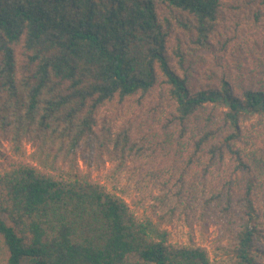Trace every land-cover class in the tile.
I'll list each match as a JSON object with an SVG mask.
<instances>
[{
	"label": "trees",
	"instance_id": "trees-1",
	"mask_svg": "<svg viewBox=\"0 0 264 264\" xmlns=\"http://www.w3.org/2000/svg\"><path fill=\"white\" fill-rule=\"evenodd\" d=\"M261 78L264 0H0V261L264 264ZM154 93L202 127L140 213L118 179Z\"/></svg>",
	"mask_w": 264,
	"mask_h": 264
},
{
	"label": "rangeland",
	"instance_id": "rangeland-1",
	"mask_svg": "<svg viewBox=\"0 0 264 264\" xmlns=\"http://www.w3.org/2000/svg\"><path fill=\"white\" fill-rule=\"evenodd\" d=\"M258 69H261L258 68ZM237 73V69L234 70ZM235 76L239 79H244L245 83H249L248 77L238 72ZM234 78V77H233ZM263 78L255 80V85L264 84ZM237 82L238 79H234ZM157 94L154 93L145 99V103L149 109L144 112L139 111V106L135 103V99L129 102L133 111H136L137 117L131 118L133 132L139 139L143 137V142L148 145L143 157L137 162L136 166L129 167L125 170L118 179L120 187H127V191L132 199L141 201V208L135 211L142 212L147 205L151 195H155L159 189V182L164 178H171L170 184L175 180L176 176L190 178V171L195 170L194 164L189 163V154L191 152V144L199 129L202 127L201 122L195 119L188 120L184 127H181L176 121H171L169 113L171 108L162 99L157 100ZM129 116L130 113H127ZM203 117V116H202ZM242 130H247L248 133H263L264 124L260 119L252 118L245 122ZM192 160H196L193 157ZM198 167H202L201 163H197ZM190 173V174H188ZM99 176V174H98ZM127 178L131 180L128 181ZM110 190L112 183H104ZM114 185V184H113ZM117 186V183H116ZM191 230L185 228L183 231L189 230L191 241L196 245L206 247L211 250V239L213 237V229L211 228L201 236L198 227L194 226V218L191 219ZM0 264H4L0 261Z\"/></svg>",
	"mask_w": 264,
	"mask_h": 264
}]
</instances>
